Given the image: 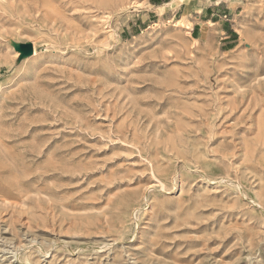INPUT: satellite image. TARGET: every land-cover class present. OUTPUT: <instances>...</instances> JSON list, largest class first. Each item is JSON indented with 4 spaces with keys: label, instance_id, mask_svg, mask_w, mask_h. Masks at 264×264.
Wrapping results in <instances>:
<instances>
[{
    "label": "rangeland",
    "instance_id": "374dc122",
    "mask_svg": "<svg viewBox=\"0 0 264 264\" xmlns=\"http://www.w3.org/2000/svg\"><path fill=\"white\" fill-rule=\"evenodd\" d=\"M0 264H264V0H0Z\"/></svg>",
    "mask_w": 264,
    "mask_h": 264
},
{
    "label": "water",
    "instance_id": "95a60500",
    "mask_svg": "<svg viewBox=\"0 0 264 264\" xmlns=\"http://www.w3.org/2000/svg\"><path fill=\"white\" fill-rule=\"evenodd\" d=\"M20 50L24 55L32 54V45L30 43L21 44Z\"/></svg>",
    "mask_w": 264,
    "mask_h": 264
},
{
    "label": "bare ground",
    "instance_id": "6f19581e",
    "mask_svg": "<svg viewBox=\"0 0 264 264\" xmlns=\"http://www.w3.org/2000/svg\"><path fill=\"white\" fill-rule=\"evenodd\" d=\"M36 54H37L36 49H33V53H32V55L35 56ZM1 87H2V86H1Z\"/></svg>",
    "mask_w": 264,
    "mask_h": 264
}]
</instances>
